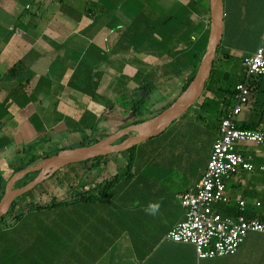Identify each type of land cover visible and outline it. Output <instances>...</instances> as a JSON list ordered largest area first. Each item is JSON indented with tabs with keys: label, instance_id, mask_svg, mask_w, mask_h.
Instances as JSON below:
<instances>
[{
	"label": "crops",
	"instance_id": "crops-1",
	"mask_svg": "<svg viewBox=\"0 0 264 264\" xmlns=\"http://www.w3.org/2000/svg\"><path fill=\"white\" fill-rule=\"evenodd\" d=\"M223 11L225 29L213 66L215 78L226 72L234 87L244 59L264 41V35L258 37L264 0H223ZM210 31V0H0V173L5 181L36 165L38 157L90 138L106 140L157 117L199 68ZM236 66L241 68L237 76ZM147 82L164 92H154L144 114L135 116L130 101ZM221 95L204 90L193 105L203 107L209 100L218 114L226 110ZM169 127L137 145L130 173L107 194L33 208L0 228V264H264V249L253 239L261 232H250L234 254L204 259L193 244L167 237L186 218L179 194L195 191L219 130L205 148L197 136L188 142L184 125ZM241 149L251 156L252 168L227 178L226 192L231 204L245 200L247 210L260 211L264 146ZM120 159H102L82 175V166L63 169L65 184L54 197L44 185L45 192L25 199L68 200L93 188L107 166L113 173L124 169L128 156ZM150 202L160 204L155 216L144 211Z\"/></svg>",
	"mask_w": 264,
	"mask_h": 264
},
{
	"label": "built area",
	"instance_id": "built-area-1",
	"mask_svg": "<svg viewBox=\"0 0 264 264\" xmlns=\"http://www.w3.org/2000/svg\"><path fill=\"white\" fill-rule=\"evenodd\" d=\"M243 66L244 79L237 84L235 103L221 121L208 169L195 191L179 194L186 218L167 234L173 241L193 244L200 259L234 254L250 232L264 233V221L246 216L245 200H237L241 212L236 217L214 209L218 203H232L226 192V179L238 169L252 168L251 156L241 148L250 144L264 146V131L237 126L239 115L250 103L252 80L264 77V41L244 59Z\"/></svg>",
	"mask_w": 264,
	"mask_h": 264
},
{
	"label": "trees",
	"instance_id": "trees-1",
	"mask_svg": "<svg viewBox=\"0 0 264 264\" xmlns=\"http://www.w3.org/2000/svg\"><path fill=\"white\" fill-rule=\"evenodd\" d=\"M263 32H260L258 34V37L264 35V28L262 30ZM204 55V53H203ZM203 55L200 57L199 62L202 60ZM216 65L214 64L212 73L210 76V79L206 82L205 86V92L206 91H214L216 89L219 91V93H222L221 98L224 101V104L226 106V110L215 114V120H216V128L219 129L221 121L226 117L227 110L228 108L235 103V94H236V86L237 84L233 87L232 81L228 82V76L226 72L219 71V77L215 78L216 74ZM198 71V67L195 69L194 73L190 76V79L188 82L185 84L184 88H187L188 85L191 83L193 78L195 77L196 73ZM218 71V70H217ZM244 79V71L242 78L240 82ZM239 82V83H240ZM216 83L218 86H216ZM159 90L158 87L154 86L153 83L147 82L143 86H140V88L137 89V96L131 99L130 101V109L131 112L135 116H142L144 114V108L148 103V100L150 96ZM251 108V112L246 113V110L248 108ZM245 111V113H243ZM237 126L240 128H246V129H253V130H260L264 131V77L261 78H256L252 80L251 82V94H250V103L243 109L241 114L239 115L238 118V123ZM219 132V130H218ZM101 139H87L83 141L80 145L81 146H88L95 144ZM125 139V138H124ZM256 145V144H255ZM260 146V145H259ZM137 146L121 153H114L110 154L107 156H102L98 158H93L91 160L82 162V167L80 171L78 172L79 174H84L86 171H89L91 168H93L97 162L101 161L104 159V161L109 162L111 161L114 157L116 156H121V155H126L128 156L127 159V164L126 167L122 171H116L112 172L110 170V167L107 166L105 169V173L102 174V176L95 182V185L93 188L88 189L86 191L76 193L71 198L68 200H59V201H53L52 203L46 202V203H34L32 200L31 201H26L25 197L28 196L31 192H39L41 194L42 192H45L44 190L42 191L41 189L43 186L47 183H50L48 186L50 189H47L46 193H50L52 196L54 195V192L56 191L57 187L59 185H64V177L59 173L61 170L57 171L53 176H51L49 179L46 181L40 183L37 185L34 189H32L30 192L24 194L23 196L17 198L14 203L12 204L8 214L3 216L0 219V228H7L9 226L14 225L17 221L21 219V217L24 215L25 212L33 209V208H42V207H56L64 203H69L72 201H77V200H93L99 196H103L107 194L109 188H111L115 182H117L121 177L128 175L130 173V169L132 167V160H133V155L136 151ZM57 152L54 153H49L44 156L38 157L33 161V164H38L44 159H47L53 155H55ZM73 164L68 165V169L71 168ZM66 167L64 169L66 170ZM121 169V168H120ZM36 175L30 179V175L26 176L22 180V185H25L27 182L38 176L39 171L35 172ZM60 174V175H59ZM52 179H56L55 183H51ZM46 184V185H47ZM69 186L71 188L75 187V181H71L69 183ZM7 185L4 176L0 173V200L3 197L5 191H6ZM54 197V196H53ZM19 199H22L21 202H19L20 206L18 207V201ZM257 204V203H256ZM255 204V205H256ZM258 206V205H256ZM21 207V208H20ZM257 207H250L247 210L246 216L248 218L252 219H258L261 221H264V207H260V211L256 209ZM215 211L221 212L227 215H230L232 217H236L238 214H240V208L238 205L235 204H224L223 206H215L214 207ZM253 239H255V242L259 245L258 248L264 249V235L261 234H253ZM241 246V245H240ZM239 246V248H240ZM238 248V249H239Z\"/></svg>",
	"mask_w": 264,
	"mask_h": 264
},
{
	"label": "water",
	"instance_id": "water-1",
	"mask_svg": "<svg viewBox=\"0 0 264 264\" xmlns=\"http://www.w3.org/2000/svg\"><path fill=\"white\" fill-rule=\"evenodd\" d=\"M211 31L207 48L198 71L188 87L178 98L157 117L126 127L106 140L88 146L62 149L42 162L21 170L7 183L6 191L0 200V219L8 214L14 201L30 192L64 167L82 163L93 158L125 152L142 142L163 132L202 96L206 82L210 78L218 47L222 43L225 29L223 0H210ZM125 138V139H124ZM39 171L38 176L25 185L15 187V183L30 172Z\"/></svg>",
	"mask_w": 264,
	"mask_h": 264
},
{
	"label": "rangeland",
	"instance_id": "rangeland-1",
	"mask_svg": "<svg viewBox=\"0 0 264 264\" xmlns=\"http://www.w3.org/2000/svg\"><path fill=\"white\" fill-rule=\"evenodd\" d=\"M236 71L235 75L237 76V73H240V66H236ZM158 92H164V90H158ZM173 99V98H172ZM209 104V105H208ZM216 107L215 105H213ZM211 106L210 101L208 100L207 103L202 107L198 105H193L189 110L186 111V113L178 119L176 122H174L170 127V129H173L175 126L179 127L180 125H184L188 129L184 128V130L188 131V134L186 138L189 140L188 142L194 141L195 136H197V144H202L203 147L206 148L208 145L209 141L212 138V135L215 133V128H216V120H215V108ZM176 134V133H175ZM182 134V129L177 133V136H180ZM191 135V136H190ZM250 146H255V144H250ZM144 145H141L138 148H143ZM122 157H126V155H119L116 156V158L120 159ZM121 160V159H120ZM83 166L82 163H77L73 164L71 166V169H73V166ZM64 169V168H63ZM66 170H68V167H66ZM123 169L121 168L119 171H122ZM61 174V171L59 172ZM59 174V175H60ZM33 177L36 175L35 172L31 174ZM31 179V178H30ZM8 180L6 181L7 185ZM47 184V183H46ZM45 184V185H46ZM48 183L47 185H49ZM22 182L18 184V186H21ZM50 186V185H49ZM50 189V188H49ZM63 189V188H60ZM28 198V197H27ZM22 199H19L18 201V207L20 206L19 202H21Z\"/></svg>",
	"mask_w": 264,
	"mask_h": 264
},
{
	"label": "clouds",
	"instance_id": "clouds-1",
	"mask_svg": "<svg viewBox=\"0 0 264 264\" xmlns=\"http://www.w3.org/2000/svg\"><path fill=\"white\" fill-rule=\"evenodd\" d=\"M160 209V204L158 202H150L145 208L144 211L148 215L155 216Z\"/></svg>",
	"mask_w": 264,
	"mask_h": 264
}]
</instances>
